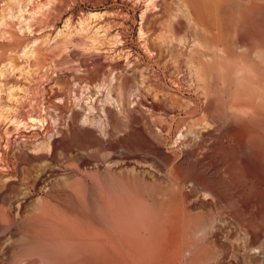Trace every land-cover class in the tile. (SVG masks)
I'll use <instances>...</instances> for the list:
<instances>
[{"label": "rangeland", "instance_id": "obj_1", "mask_svg": "<svg viewBox=\"0 0 264 264\" xmlns=\"http://www.w3.org/2000/svg\"><path fill=\"white\" fill-rule=\"evenodd\" d=\"M253 13L264 0H0V264H264V213L248 191L258 177L230 169L217 148L235 140L205 113L218 65L264 76ZM103 107L122 113L107 120ZM74 113L108 122L104 134L84 127L100 140L73 138ZM48 137V152L32 149ZM232 151L241 164L243 146ZM187 155L214 191L179 176ZM114 177L153 215L146 229L174 235L121 231L96 191Z\"/></svg>", "mask_w": 264, "mask_h": 264}, {"label": "bare ground", "instance_id": "obj_2", "mask_svg": "<svg viewBox=\"0 0 264 264\" xmlns=\"http://www.w3.org/2000/svg\"><path fill=\"white\" fill-rule=\"evenodd\" d=\"M252 16L256 22L264 26V14L253 13ZM95 17H97L96 14L91 15V18ZM247 37L248 39H251V41H257V37L251 31H247ZM218 66L216 67L217 70L215 68V72H217L215 76L217 74L218 75L216 77L213 76L212 78L213 91L208 101L205 113H207L213 120L215 119L224 121L231 132L232 138H234L236 142L232 141V145L221 144L217 148V152L222 156V158L227 159L228 162L231 163L230 169L232 168V170L237 173L240 181H243L245 177H258V180H256L254 182L255 184L253 185L255 187L257 186L261 190L258 189L253 191V185H251L252 188L248 189V191L254 198L250 199L249 201L251 202L249 203L258 202L260 204L261 211L264 213V115L259 114L260 109L264 110V76H257L249 68V66L242 65V63L239 65H231L232 67L230 66L227 75L225 74V70L222 69L221 66ZM104 68V64H98L95 66V72L100 74ZM103 86L104 85L100 87L102 90L104 88ZM105 89L106 93H104V99L102 103L105 105H112L113 101L111 97L113 93L111 87H105ZM87 90L88 88L86 87L82 88L81 95H85L84 91ZM100 90L101 89H97L96 91L93 90V92L91 91L92 93H90L92 95H97L100 94ZM226 91L227 93L225 94ZM133 93L134 94H128L127 98L131 97L132 95L137 96L138 94L136 93H139L138 87L135 88V92ZM243 97L246 98L247 102L250 101V104L237 105ZM257 99H260L261 102L256 103ZM81 100L82 97L79 98L78 102ZM163 105V102L158 105H151L150 108L152 112L147 118L150 120V118L154 117L153 113L161 110ZM229 105L234 106L228 110ZM76 106H78V104ZM101 112L104 113L107 120L109 119V116L106 114H110V116L113 115L115 120H117L119 118V114L122 113L120 112L119 114H116L110 109H105L104 107L102 108ZM127 113L130 117L137 118L134 112L127 110ZM37 122L43 126L42 122ZM72 122L73 123L69 132L74 139L79 140L99 139L96 136L95 131L84 129L86 125L96 126L102 134L105 133V130L109 125L108 122L105 123L103 121L96 120L94 117L84 115L83 113H74ZM77 123H80L81 126H75ZM156 127V124L150 123L147 127L148 133L154 135L153 129ZM50 131L51 128L48 127L47 133ZM139 133L140 137H144L147 140L148 137L142 129L139 130ZM186 134L187 135L184 137L188 136L189 134L191 135L190 132H187ZM66 137L67 135H64V138ZM49 139L50 137L32 149L37 150L38 152H48L52 146ZM160 143L162 144V142ZM235 143H240L243 146L244 155L241 160V164L238 163L239 158L235 157V153L232 151ZM187 157H189V155L185 156V159L175 169L179 173V176L184 175L186 177H193L195 184L198 186H202V183L206 182V184L209 186L207 189L214 191L211 183L207 182V180L202 175L195 173L194 166L187 160ZM42 158L44 157L32 159L40 160ZM169 158L170 160L172 159V157ZM116 178L118 177H114V180H108L111 181V183H106L103 181V191L101 187L97 188L96 191L101 194V197L104 196V192V194L110 198L111 221L118 225L121 231H132L134 233L133 235L136 237L139 236L140 238L142 237L143 239L153 236L156 234V232L164 237V239L170 238V236H172L171 234L174 235L177 227L173 226H169V228H161L159 231L155 228L152 231L146 229L150 226L151 221L153 220V215L147 213L145 210L146 205L144 201L141 200L140 197L138 198L136 195L131 194L128 187L119 178L117 180L120 181L121 186H119L118 189L116 187ZM78 236L79 235H77V237ZM83 236L85 237L86 235H82V237Z\"/></svg>", "mask_w": 264, "mask_h": 264}]
</instances>
